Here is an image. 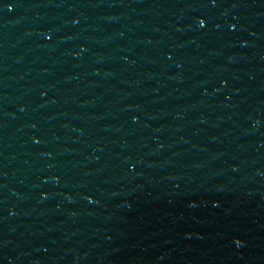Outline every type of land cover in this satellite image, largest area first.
Here are the masks:
<instances>
[{
    "label": "water",
    "instance_id": "1",
    "mask_svg": "<svg viewBox=\"0 0 264 264\" xmlns=\"http://www.w3.org/2000/svg\"><path fill=\"white\" fill-rule=\"evenodd\" d=\"M0 264H264V0H0Z\"/></svg>",
    "mask_w": 264,
    "mask_h": 264
}]
</instances>
